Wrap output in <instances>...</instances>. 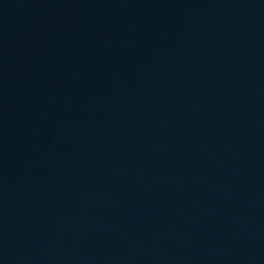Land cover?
<instances>
[{
  "label": "water",
  "instance_id": "obj_1",
  "mask_svg": "<svg viewBox=\"0 0 264 264\" xmlns=\"http://www.w3.org/2000/svg\"><path fill=\"white\" fill-rule=\"evenodd\" d=\"M0 264H264V0H0Z\"/></svg>",
  "mask_w": 264,
  "mask_h": 264
}]
</instances>
